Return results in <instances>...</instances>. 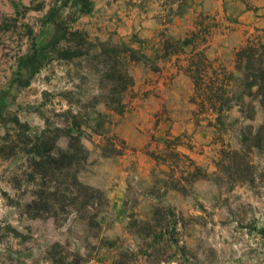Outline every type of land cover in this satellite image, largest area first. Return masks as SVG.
Returning <instances> with one entry per match:
<instances>
[{
	"label": "rangeland",
	"instance_id": "rangeland-1",
	"mask_svg": "<svg viewBox=\"0 0 264 264\" xmlns=\"http://www.w3.org/2000/svg\"><path fill=\"white\" fill-rule=\"evenodd\" d=\"M255 1L126 0L119 9L0 0V264H75L72 254L83 264H264V133L260 148L245 144L264 111L246 99L250 120L235 99L218 121L220 104L207 100L244 92L236 51L264 42V12L244 17ZM40 49L42 68H27ZM127 50L133 83L118 103L107 75ZM16 119L33 136L60 129L62 149L66 124H79L87 160L74 171L108 200L97 225L27 214L37 189L25 181V155L7 142L26 135ZM119 186L117 222L107 192Z\"/></svg>",
	"mask_w": 264,
	"mask_h": 264
},
{
	"label": "trees",
	"instance_id": "trees-1",
	"mask_svg": "<svg viewBox=\"0 0 264 264\" xmlns=\"http://www.w3.org/2000/svg\"><path fill=\"white\" fill-rule=\"evenodd\" d=\"M188 40L184 45H189ZM43 49L34 50V53L27 58L25 65L27 68L36 65L34 71L40 70L44 65L40 52ZM131 53V54H128ZM134 51L127 50L117 58L116 65L109 70L107 77L113 81L111 96L119 103V97L130 86L133 78L129 75L127 62L134 61ZM126 56H123V55ZM41 57V58H40ZM199 58H207L204 54H199ZM237 69L242 71L243 94L237 96L232 91L221 90L214 92L207 97L209 102L219 103L220 106H213L212 111L218 114L217 120H221L225 107H229L233 100L240 103L241 112L246 113V118L253 120L255 109L251 102L246 104V99L257 100L264 111V42L259 39L249 40L242 48L236 51ZM110 59V58H108ZM108 61V60H107ZM120 69L118 70L117 67ZM108 73V72H107ZM202 79L200 77L197 78ZM235 81L233 75L229 77ZM71 112H68L70 114ZM18 128L29 132V127L22 124L18 119L14 120ZM76 122L66 124V135L69 137L67 149H62L58 145L60 135L57 131H51L47 127L40 134L35 136L26 132L23 137L15 140H7L9 144H14L12 149L21 151L26 157L25 181L35 183L36 191L26 205L28 215L33 217H52L55 221H61L62 216L69 217L75 215L87 224L97 225V218L100 210L107 205L108 200L105 193L97 188L84 184L78 177L74 168L83 160H87V153L81 143L80 130L76 129ZM79 126V124H77ZM74 131H77L74 134ZM264 125L260 127L254 137L246 136L245 144L248 148H260ZM8 139V137H7ZM10 139V136H9ZM254 142V144H253ZM0 153H4L2 148ZM178 157L187 159L181 153ZM190 167H192V162ZM75 256V264H83V258ZM51 262L56 263L55 260Z\"/></svg>",
	"mask_w": 264,
	"mask_h": 264
},
{
	"label": "crops",
	"instance_id": "crops-1",
	"mask_svg": "<svg viewBox=\"0 0 264 264\" xmlns=\"http://www.w3.org/2000/svg\"><path fill=\"white\" fill-rule=\"evenodd\" d=\"M111 1V5L117 7V8H124L123 2L126 0H104L103 3H106ZM194 2V0H191V3ZM119 3H121L119 6H117ZM190 3V5H191ZM115 4V5H114ZM108 5V4H107ZM107 5L105 4L104 8H108ZM255 5L257 7H260L259 9H255L252 11H247L244 13V17L247 19H253L252 15H257L258 13H263L264 12V0H256ZM104 8L102 10H104ZM109 9V8H108ZM121 11H119V14ZM261 18L256 17V22L260 20ZM264 19L262 18L261 21ZM248 25H255V23H247ZM107 196L111 202V209L113 210V216L117 220V222L122 221L124 216H123V210H124V200H125V188L123 186H119L111 191L107 192Z\"/></svg>",
	"mask_w": 264,
	"mask_h": 264
}]
</instances>
